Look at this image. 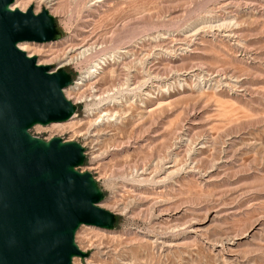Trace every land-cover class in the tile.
Instances as JSON below:
<instances>
[{"label":"rangeland","instance_id":"rangeland-1","mask_svg":"<svg viewBox=\"0 0 264 264\" xmlns=\"http://www.w3.org/2000/svg\"><path fill=\"white\" fill-rule=\"evenodd\" d=\"M24 1L60 37L23 52L75 106L28 132L79 144L114 216L71 264H264V0Z\"/></svg>","mask_w":264,"mask_h":264},{"label":"water","instance_id":"water-1","mask_svg":"<svg viewBox=\"0 0 264 264\" xmlns=\"http://www.w3.org/2000/svg\"><path fill=\"white\" fill-rule=\"evenodd\" d=\"M0 0V264H71L84 258L74 243L80 225L110 230L114 216L98 206L102 193L83 165L82 147L41 140L35 126L67 121L75 106L63 94L72 83L17 48L59 39L45 9L34 14Z\"/></svg>","mask_w":264,"mask_h":264},{"label":"bare ground","instance_id":"bare-ground-1","mask_svg":"<svg viewBox=\"0 0 264 264\" xmlns=\"http://www.w3.org/2000/svg\"><path fill=\"white\" fill-rule=\"evenodd\" d=\"M27 2L26 1H24V0H14L13 1V3L11 4V6H10V9H17V5H23V4H26ZM29 6V5H28ZM18 10V9H17ZM20 11V10H19ZM22 12V11H21ZM21 43H19V44H17V48L20 50V51H24V49L21 47ZM26 56H27V54H26ZM29 57V56H28ZM38 65V64H37ZM95 68V67H94Z\"/></svg>","mask_w":264,"mask_h":264}]
</instances>
